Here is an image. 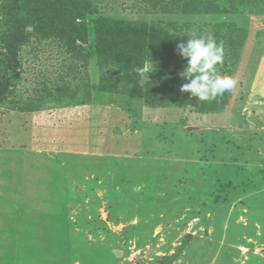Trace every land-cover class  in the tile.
Listing matches in <instances>:
<instances>
[{"label": "rangeland", "instance_id": "obj_1", "mask_svg": "<svg viewBox=\"0 0 264 264\" xmlns=\"http://www.w3.org/2000/svg\"><path fill=\"white\" fill-rule=\"evenodd\" d=\"M215 1L231 14L154 13L161 0H0V264H264V0ZM59 14L86 31L76 52L50 22ZM98 18L232 24L214 36L219 72L237 80L226 107L210 125L189 107L128 98L122 67L97 64ZM20 21L14 79L3 39Z\"/></svg>", "mask_w": 264, "mask_h": 264}, {"label": "trees", "instance_id": "obj_2", "mask_svg": "<svg viewBox=\"0 0 264 264\" xmlns=\"http://www.w3.org/2000/svg\"><path fill=\"white\" fill-rule=\"evenodd\" d=\"M28 1L40 7L52 5L50 0ZM161 2L160 5L159 1L152 7L154 13L202 17L231 14L223 5L216 4L215 0H171L170 3L161 0ZM32 13L35 15L36 10H32ZM65 16L59 14L50 22L58 24L55 27L58 31L57 35L64 38L67 45L76 52L78 40L82 43L87 42L86 31L81 27V36H79L76 30L77 24L72 27V22L75 20H67ZM224 25L229 29L232 24L207 21L202 29L196 24L183 22L179 28H176L175 23L162 25L158 22L98 18L93 22V52L99 66L106 67L109 63H116L122 67V71L127 73L131 83L125 95L130 99H143L148 108H166L169 107L167 104L170 101V104L176 108L189 107L197 114L217 113L227 105L229 100L227 92L211 102H201L191 97L190 93L181 92V86L186 81L181 79L180 73L187 61L178 55L176 46L186 40L188 35L182 31V28L190 32L193 26L198 30L197 35L211 33L218 36L220 27ZM26 27L27 23L20 21L17 27L11 30L10 35L3 39L4 62L14 79L20 77L19 48L27 40ZM41 28L47 29L53 26L42 24ZM146 52H149L150 56H147ZM147 62L151 67L149 72L144 71ZM8 88V80H4V83L0 80V100L4 98Z\"/></svg>", "mask_w": 264, "mask_h": 264}, {"label": "clouds", "instance_id": "obj_3", "mask_svg": "<svg viewBox=\"0 0 264 264\" xmlns=\"http://www.w3.org/2000/svg\"><path fill=\"white\" fill-rule=\"evenodd\" d=\"M176 51L187 61L180 73L181 79L186 81L181 92L190 93L201 102H211L236 86L234 77L219 72L218 65L223 64L225 52L223 44L218 43L213 34L190 32L186 40L177 44Z\"/></svg>", "mask_w": 264, "mask_h": 264}, {"label": "crops", "instance_id": "obj_4", "mask_svg": "<svg viewBox=\"0 0 264 264\" xmlns=\"http://www.w3.org/2000/svg\"><path fill=\"white\" fill-rule=\"evenodd\" d=\"M179 110H183V109H179ZM215 115L213 114V113H211V114H207V115H204L203 117H204V119H208V123L211 125V121L209 120V119H211V118H213ZM200 117L201 116H199L197 119L198 120H200ZM216 124V123H215ZM200 125H204V124H200ZM214 124H212V126H213ZM202 129V128H201ZM191 133H193L192 134V136H195L194 134V132H191ZM200 134H204V135H206V134H214V133H200ZM224 135V134H223ZM222 135V136H223ZM210 146V145H209Z\"/></svg>", "mask_w": 264, "mask_h": 264}]
</instances>
